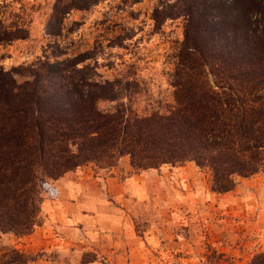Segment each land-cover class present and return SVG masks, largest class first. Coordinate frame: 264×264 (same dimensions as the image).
<instances>
[{"label": "trees", "instance_id": "1", "mask_svg": "<svg viewBox=\"0 0 264 264\" xmlns=\"http://www.w3.org/2000/svg\"><path fill=\"white\" fill-rule=\"evenodd\" d=\"M101 1L55 0L47 33L61 34L67 14ZM10 15L0 16L2 44L29 34L24 14ZM152 17L157 30L184 19L164 112L140 113L138 81L100 79L79 56L10 70L0 63L1 233L32 234L50 181L90 163L111 168L128 156L146 170L193 161L219 193L264 171V0H161ZM22 70L29 75L20 80ZM36 261L0 243V264ZM248 264H264V252Z\"/></svg>", "mask_w": 264, "mask_h": 264}, {"label": "rangeland", "instance_id": "2", "mask_svg": "<svg viewBox=\"0 0 264 264\" xmlns=\"http://www.w3.org/2000/svg\"><path fill=\"white\" fill-rule=\"evenodd\" d=\"M160 1L102 0L88 10L67 14L61 34L51 35L46 25L55 0H0L2 18L10 21L11 12L18 11L29 23L26 38L0 43V63L10 70L40 59L54 62L79 56L81 66L97 67L100 79L138 81L134 108L140 113L164 112L174 101L170 73L184 19H168L157 30L152 14ZM22 71L20 80L29 75ZM100 106L107 108L109 103ZM130 164L123 156L111 168L90 163L71 171L76 172L72 178L87 180L107 199L99 210L104 215L87 231L94 238L92 248L104 251L100 262L114 258L110 264H248L264 252V171L239 177L233 190L219 193L212 188L211 172L194 162L146 170ZM65 181L51 180L52 188L42 192L41 225L49 214L60 213L53 204ZM39 226L34 235L0 232V243L36 255L35 264L56 261L57 247L43 242L61 231L55 225L48 230ZM90 250L84 260L93 258ZM108 250H120L121 258L117 251L110 257Z\"/></svg>", "mask_w": 264, "mask_h": 264}, {"label": "crops", "instance_id": "3", "mask_svg": "<svg viewBox=\"0 0 264 264\" xmlns=\"http://www.w3.org/2000/svg\"><path fill=\"white\" fill-rule=\"evenodd\" d=\"M75 173L69 172L61 177V180H66L65 186H60L58 199L53 204L56 209L59 208L60 213L57 214V217L54 214H49L46 216V222L39 226L42 230H48L49 226L55 225L61 231L60 233H56V231L55 234L51 233L52 237L45 239L43 242L45 247H48V245L57 247L58 259L56 261L46 260L43 264H110L114 258L106 259L104 257L105 263L99 261V257L103 255L104 251L92 248L91 245L95 244L94 238H91L90 234L87 233L91 229V223L104 215V211L99 212V210L107 199L101 189L96 190V186L86 184L87 180L72 178L71 175ZM111 177L115 178L114 175ZM252 177L254 175L240 178ZM133 179V177L128 178L131 182ZM263 180L264 176L262 177ZM260 194L264 196V191L261 190ZM92 211H95V213H92ZM36 231L35 229L31 235H34ZM90 249L94 253L93 258L84 260ZM116 251L120 259L122 256L120 250H108L107 252L111 255L108 254V256L112 257L116 254Z\"/></svg>", "mask_w": 264, "mask_h": 264}]
</instances>
